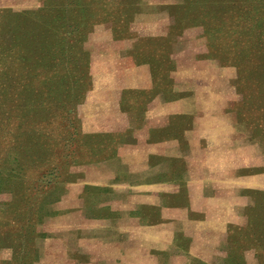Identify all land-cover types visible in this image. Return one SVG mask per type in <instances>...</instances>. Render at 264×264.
<instances>
[{"label": "rangeland", "instance_id": "rangeland-1", "mask_svg": "<svg viewBox=\"0 0 264 264\" xmlns=\"http://www.w3.org/2000/svg\"><path fill=\"white\" fill-rule=\"evenodd\" d=\"M124 1L0 0V264H260L264 66L245 79L212 53L204 27L223 0ZM66 2L106 21L71 11L83 29L31 30L43 4ZM55 38L56 69L84 73L57 110L39 58ZM152 111L177 158L151 168L125 151L137 161L127 170L118 147Z\"/></svg>", "mask_w": 264, "mask_h": 264}, {"label": "trees", "instance_id": "trees-1", "mask_svg": "<svg viewBox=\"0 0 264 264\" xmlns=\"http://www.w3.org/2000/svg\"><path fill=\"white\" fill-rule=\"evenodd\" d=\"M95 2V6H92L89 10L101 9L103 4L102 0H90ZM135 1V2H134ZM77 2V1H76ZM241 3V4H240ZM256 2L255 0H223L219 4V11L207 21L206 26V38L212 43V53L215 56H219L223 64L233 65L238 68L239 71H245V79H248L251 73L260 69L261 66H264V2ZM93 4V3H91ZM124 4H137V0H126ZM124 4L120 6V11L124 8ZM86 6L85 4H43V9L41 11L46 12L48 15H44L41 20H38L33 17L30 20V28L33 30L37 28L38 25L46 27V32L49 30H57L59 27L63 28V25H67L68 30H72L71 18L74 15H70L71 11H75L76 18L75 22H87L92 23L93 21L99 20V22L106 21L103 11H101L99 18L93 19L90 16L83 17L85 13L82 9ZM91 6V5H89ZM68 10V11H67ZM49 11L55 12H66L61 17L60 14H57V17L51 16ZM103 14V15H101ZM61 18V21L58 19ZM63 20H68L64 21ZM123 21V19H121ZM62 22V23H61ZM83 29L81 25H76L75 29ZM75 32L72 31L68 33L69 40L71 44L75 41L71 36L76 37ZM71 38V39H70ZM45 40V39H44ZM50 45V44H49ZM42 46L39 53V58L41 63L44 62L46 70L53 71L43 79L42 82H47L46 96L49 105L54 109H59V102L71 93L70 87L75 81L74 68L67 70L56 69V66H59L61 62L65 63V55L61 51V48L58 45V42L55 38V46ZM53 48V49H52ZM51 56V57H50ZM48 57L50 62L48 64ZM67 56L66 58H69ZM79 61V60H78ZM71 62H74L71 59ZM54 64V68H53ZM49 65V68H48ZM44 69V68H43ZM47 71L43 72L45 74ZM84 76V73L76 74V81H79ZM54 80H57L58 87L60 89L54 90L52 88V83ZM75 81V82H76ZM74 90H72L73 93ZM64 103V102H63ZM263 256L259 255L261 259ZM264 264V261L260 262Z\"/></svg>", "mask_w": 264, "mask_h": 264}, {"label": "crops", "instance_id": "crops-1", "mask_svg": "<svg viewBox=\"0 0 264 264\" xmlns=\"http://www.w3.org/2000/svg\"><path fill=\"white\" fill-rule=\"evenodd\" d=\"M137 89H141V90H145V89H149L151 87V80L145 81H141V82H137V85L135 86ZM120 116H118L121 120L126 121L128 117L124 114H122V112H118ZM148 114V113H146ZM169 116H171V114H168ZM175 114H172V116H174ZM150 117V118H149ZM153 117H155V115L153 114V111L151 113H149L148 115L145 116L144 118V124H142V127L140 126L139 129H136V131H134V133L132 134V139L133 141H128V142H124L123 144L119 145L118 150L120 152V156H118L119 158V162L121 163L122 167L125 166V168L128 170V167H130L132 164L135 165V163H137V161H133V159H135L133 156L129 157L128 155H122L121 153L123 152H127L128 154H136L137 160H140V158L142 157V154H144V157H147L149 159L148 164L149 166H151V168L154 167V163L153 161H155L153 158L157 157H161V158H157V159H162V160H167L170 161L171 159L174 161L177 157L176 154L178 152V144H177V137L176 136H171L169 133L167 135L162 134V137H158L155 136L153 133H155L156 129H159L160 126L159 124L155 123ZM162 127V126H161ZM129 129V124L126 123L124 124V127H121L119 129H116V127H113L112 129L108 128V127H104V128H95L94 130H91V132L89 133H120V132H125L126 130ZM151 131V132H150ZM166 147L168 150V155L163 156V154H165L166 152ZM140 157V158H139ZM156 159V160H157ZM153 164H152V163ZM189 162V160H188ZM151 163V164H150ZM125 164V165H124ZM191 176H189L190 178ZM174 182V180H172ZM155 182H158V184L160 183V181H155L152 177V174H150V180L147 184H154ZM170 183V182H168ZM132 185H136L134 183L131 182ZM137 186V185H136ZM141 186V185H140Z\"/></svg>", "mask_w": 264, "mask_h": 264}]
</instances>
